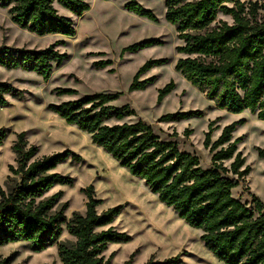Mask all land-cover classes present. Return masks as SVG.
Instances as JSON below:
<instances>
[{
    "label": "trees",
    "instance_id": "1",
    "mask_svg": "<svg viewBox=\"0 0 264 264\" xmlns=\"http://www.w3.org/2000/svg\"><path fill=\"white\" fill-rule=\"evenodd\" d=\"M248 8L241 0H164L165 19L175 27L183 45L177 48L181 58L176 71L216 106L240 114L249 111L264 121V0ZM1 8H9L11 21L38 36L63 35L75 37L76 29L69 18L59 14L57 7L80 18L90 10L88 0H0ZM125 9L136 16L157 22L151 10L139 0H127ZM263 15L259 19V11ZM222 14L232 24L219 21ZM162 44L152 39L123 49L137 53ZM56 43L44 50L0 47V67L32 71L49 80L55 67H60L66 55H61ZM166 60L147 62L136 74L130 92L143 91L154 79L140 81V76ZM111 61L94 64L105 69ZM113 72V71H112ZM175 88L173 82L158 94L161 103ZM63 90L59 95L73 94ZM12 85L0 83V106L8 104L6 96L19 98ZM122 94L97 93L53 105L50 109L68 125L87 133L96 146L102 148L120 166L144 181L161 203L173 208L191 228L203 232L201 240L208 251L224 264H264V205L255 196L252 207L233 195L234 190L250 174L245 159L238 152L240 139L233 140L237 123L222 129L212 142L213 124L204 140L205 149L212 155L211 168L203 169L200 159L180 151L174 141H163L153 128L143 121L109 125L136 115L126 105L113 104ZM201 112L169 114L161 122L179 121ZM187 133V132H186ZM7 138L0 128V146ZM17 167L10 170L8 190L0 187V245L28 243L33 252L40 253L57 244L62 264H110L105 252L111 244H127L131 237L116 231L112 224L123 207L97 212L101 201L94 195L93 186L84 190L86 211L73 213L67 220V204H60L62 193L48 196L58 185H73V179L54 170L58 165L80 160L69 151L36 160L38 149L29 146L25 133H20L13 145ZM264 160V149H258ZM230 163L226 167V163ZM64 225L74 244L59 242ZM132 255L123 264H133ZM181 256L158 261L151 257L144 264H182ZM8 264V261H0Z\"/></svg>",
    "mask_w": 264,
    "mask_h": 264
},
{
    "label": "rangeland",
    "instance_id": "2",
    "mask_svg": "<svg viewBox=\"0 0 264 264\" xmlns=\"http://www.w3.org/2000/svg\"><path fill=\"white\" fill-rule=\"evenodd\" d=\"M248 8L261 0H241ZM90 10L78 18L68 10L57 7L59 14L73 21L76 36H38L21 29L11 21L9 8L0 7V47L10 46L26 50H44L59 43L57 50L66 59L60 67H55L49 80L32 71L0 67V83L16 88L19 98L6 96L8 104L0 106V128L5 129L7 138L0 146V187L8 190V177H14L11 167H17L13 145L20 133H25L29 146L38 149L36 160L46 156L69 151L80 160H72L58 165L54 170L73 179V185H58L49 193L52 196L61 192L60 204H67V220L73 213L82 215L86 211L87 198L84 190L93 186L94 195L101 205L102 213L110 208L122 206L120 215L112 227L131 237L127 244H111L105 258L110 264H123L132 255L133 264H144L151 257L158 261L181 256L182 264H224L218 261L204 246L203 232L191 228L178 214L165 204L145 185L144 181L132 176L102 148L93 144L91 137L68 125L50 107L63 102L74 101L97 93L122 96L113 106H130L136 115L109 125L136 123L143 121L151 126L163 141H174L180 151L197 156L203 169L211 168L209 150L204 147L206 134L213 124L211 135L215 142L222 129L237 123L233 140L240 139L238 152L245 159V167L251 171L233 192L236 199L252 207L255 196L264 205V160L258 149H264V121L249 111L234 114L218 108L214 101L188 83L175 69L182 57L177 48L183 45L174 26L165 19L164 0H139L151 10L157 22L136 16L125 9L127 0H88ZM263 11H259V19ZM233 23V20L220 14L217 22ZM156 39L162 42L142 49L137 53L123 49ZM166 60L140 76V81L154 79L143 91L130 92L129 88L138 71L149 61ZM111 61L105 69H96L94 64ZM113 71V72H112ZM173 82L174 90L158 103V94L166 85ZM63 90L73 94L59 95ZM201 112L179 121L161 122L169 114ZM187 132V133H186ZM230 163L225 166L229 167ZM59 242L74 244L64 225ZM0 261L8 264H62L57 244L40 253L32 251L30 244L14 243L0 245Z\"/></svg>",
    "mask_w": 264,
    "mask_h": 264
},
{
    "label": "bare ground",
    "instance_id": "3",
    "mask_svg": "<svg viewBox=\"0 0 264 264\" xmlns=\"http://www.w3.org/2000/svg\"><path fill=\"white\" fill-rule=\"evenodd\" d=\"M255 116V115H254Z\"/></svg>",
    "mask_w": 264,
    "mask_h": 264
},
{
    "label": "crops",
    "instance_id": "4",
    "mask_svg": "<svg viewBox=\"0 0 264 264\" xmlns=\"http://www.w3.org/2000/svg\"><path fill=\"white\" fill-rule=\"evenodd\" d=\"M209 169V168H208Z\"/></svg>",
    "mask_w": 264,
    "mask_h": 264
}]
</instances>
